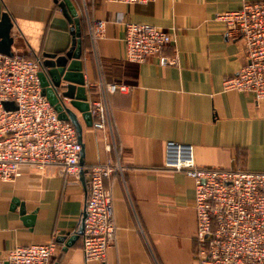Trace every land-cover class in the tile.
<instances>
[{
	"label": "crops",
	"instance_id": "1",
	"mask_svg": "<svg viewBox=\"0 0 264 264\" xmlns=\"http://www.w3.org/2000/svg\"><path fill=\"white\" fill-rule=\"evenodd\" d=\"M69 1L81 23L88 100L99 96L100 81L132 85L128 93L106 94L110 125L105 129L86 126L72 108L82 128L86 184L89 165L111 160L122 167L105 180L115 240L103 261L84 259L82 234L66 247L80 227L86 184L58 165H23L14 180H0V261L15 245L53 240L57 249L49 264H196L194 183L182 171L163 169L164 145L191 144L198 167L264 171V101L222 89L224 77L246 59L243 43L217 18L260 0ZM4 12L13 23L12 53L42 60L44 53L70 47V23L55 0H0V17ZM96 20L105 22V34L93 39L90 26ZM125 22L169 30L172 40L161 53H175L176 63L160 65L157 56L128 62Z\"/></svg>",
	"mask_w": 264,
	"mask_h": 264
},
{
	"label": "built area",
	"instance_id": "2",
	"mask_svg": "<svg viewBox=\"0 0 264 264\" xmlns=\"http://www.w3.org/2000/svg\"><path fill=\"white\" fill-rule=\"evenodd\" d=\"M146 4L153 0H107ZM243 43L245 63L224 77L222 89L251 93L264 101V0L245 2L238 9L217 15ZM105 22L90 26L93 39L104 37ZM230 35V34H229ZM125 59L140 64L157 56L160 65H173L174 53H161L172 38L169 30L144 22L124 23ZM40 57L0 53V180L12 181L23 165L41 168L58 165L66 175H78L81 144L76 130L41 94ZM99 96L90 99L88 111L94 129L110 125L106 94L128 93L122 81L95 84ZM14 108H6L5 103ZM163 169L182 171L194 183L196 264H264V171L198 167L191 144L167 141ZM87 192L82 223L81 252L85 260L103 261L113 244L116 225L111 190L105 180L121 172L118 161L85 167ZM56 243L15 245L0 264H49Z\"/></svg>",
	"mask_w": 264,
	"mask_h": 264
},
{
	"label": "water",
	"instance_id": "3",
	"mask_svg": "<svg viewBox=\"0 0 264 264\" xmlns=\"http://www.w3.org/2000/svg\"><path fill=\"white\" fill-rule=\"evenodd\" d=\"M64 17L70 23L71 44L61 54L44 53L40 61V70L38 72L39 83L41 87V94L44 95L49 103L57 112L58 118L70 121L77 134V139L81 144V151L79 154V165L83 167V148L81 143V125L78 122L73 109L81 113V116L86 126H91V114L88 111L89 101L86 93L85 81L82 71L81 63V23L77 17L74 6L69 0H55ZM13 23L7 12L2 13L0 17V53L12 56L11 46L13 37L11 35V28ZM67 101V102H66ZM6 108H14L13 103L6 102ZM79 177L83 184L86 180L82 169L79 171ZM87 186V184H86ZM87 192V188H86ZM17 204V201H15ZM20 212L24 214V207L20 204ZM84 216V209L82 211V218ZM81 218V220H82ZM31 224L33 216L29 215L25 218ZM82 223L78 231L71 235L65 242L68 247L75 238L82 234ZM58 240H64V236L58 237ZM57 264V263H55Z\"/></svg>",
	"mask_w": 264,
	"mask_h": 264
}]
</instances>
